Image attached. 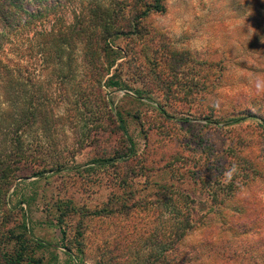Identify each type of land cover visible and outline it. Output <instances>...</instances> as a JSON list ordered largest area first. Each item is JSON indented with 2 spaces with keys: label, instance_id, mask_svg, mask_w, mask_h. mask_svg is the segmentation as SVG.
<instances>
[{
  "label": "rangeland",
  "instance_id": "obj_1",
  "mask_svg": "<svg viewBox=\"0 0 264 264\" xmlns=\"http://www.w3.org/2000/svg\"><path fill=\"white\" fill-rule=\"evenodd\" d=\"M99 1L106 6L117 2L131 24L134 13L129 7L143 12L155 0ZM160 4L163 13H150L140 21L139 37L117 41L128 53L121 75L127 89L111 91L112 106L123 115L137 154L145 153L146 144L151 151L157 143L159 153L173 151L179 156L178 172L193 174L183 182L176 175L172 182L197 202L199 218L222 207L227 218L247 213L264 221V95H256L254 87L256 77L264 76V0H160ZM198 40L204 47L194 52ZM64 109L62 104L57 112L63 114ZM81 134L83 129L65 127L57 138L73 146ZM95 156V151L84 150L68 169L13 188L9 205L13 239L4 246L9 257L19 252L21 264H117L115 255L121 254L122 260L126 255L131 258L130 264L137 250L143 254L141 240L118 245L133 218L145 223V215H140L144 202L155 207L157 200L156 189L146 190L150 180L132 174L140 171L142 159L124 169L131 187L123 191L114 186V169L91 164ZM233 165L236 171L226 183L224 173ZM165 177L160 174L151 181ZM114 195L135 207L130 218L121 211L105 215ZM169 213L164 209L160 215L171 225ZM243 233L231 230L229 235ZM198 237L196 232L186 242ZM248 241L253 249L262 248L255 236ZM151 248L158 251L156 245Z\"/></svg>",
  "mask_w": 264,
  "mask_h": 264
},
{
  "label": "trees",
  "instance_id": "obj_2",
  "mask_svg": "<svg viewBox=\"0 0 264 264\" xmlns=\"http://www.w3.org/2000/svg\"><path fill=\"white\" fill-rule=\"evenodd\" d=\"M144 7L143 12L129 7L136 23L130 24L117 2L106 6L99 0H0V264L23 261L19 252L10 257L4 252L13 239V188L68 169L84 150L95 151L91 164L116 171L114 186L123 191L131 187L124 169L142 159L140 171L132 174L150 180L147 191L156 189L155 207L148 200L141 206L145 223L133 218L118 239L119 246L137 239L145 244L143 254L137 250L130 264H264V221L247 213L227 218L221 205L199 218L197 202L172 182L176 175L183 182L193 174L178 172L179 156L159 153L157 143L151 151L146 144L145 153L137 154L123 115L112 106L111 91L127 89L121 75L128 53L117 41L139 37L140 21L164 12L160 0ZM62 104L64 113L59 114ZM65 127L84 130L73 146L57 138ZM160 174L165 180L151 181ZM125 202L114 195L105 215L121 211L130 218L135 207ZM164 209L170 211L171 225L160 215ZM231 230L244 233L231 236ZM196 232L198 239L186 242ZM250 236L259 239L260 250L248 246ZM115 259L127 264L131 258L122 260L118 254Z\"/></svg>",
  "mask_w": 264,
  "mask_h": 264
},
{
  "label": "clouds",
  "instance_id": "obj_3",
  "mask_svg": "<svg viewBox=\"0 0 264 264\" xmlns=\"http://www.w3.org/2000/svg\"><path fill=\"white\" fill-rule=\"evenodd\" d=\"M184 19H187V17H185ZM181 34H182V32L178 29L176 31V35L179 36ZM203 47H204V42L198 40V41H195L194 42V46H193V49L192 50L194 52H199V51H202L203 50ZM254 87H255V90H256L255 91V94L256 95H264V76H258V77H256ZM235 171H236V168L233 165V167L229 171H227V172L224 173L225 182L226 183L231 180V177H232V175H233V173Z\"/></svg>",
  "mask_w": 264,
  "mask_h": 264
}]
</instances>
